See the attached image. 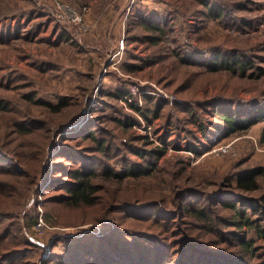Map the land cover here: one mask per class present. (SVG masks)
Listing matches in <instances>:
<instances>
[{
	"label": "rangeland",
	"instance_id": "obj_1",
	"mask_svg": "<svg viewBox=\"0 0 264 264\" xmlns=\"http://www.w3.org/2000/svg\"><path fill=\"white\" fill-rule=\"evenodd\" d=\"M207 1L222 6L226 16L208 17L197 0H0V205L16 214L0 219V234L6 247L31 248L22 264H60L68 253L73 257L76 239L89 233L123 235L110 232L114 224L95 221L106 209L99 214V207L71 209L42 202L45 195L60 192L47 185L60 174L54 162H70L63 155L72 148L63 143L101 156L106 166L96 165L99 179L117 201L154 200L178 210L183 189H194L199 195L187 200L211 206L224 220L220 228L228 231L227 241L204 229L199 237L230 259L244 255L242 240L252 241L247 260L264 264V237L258 228L235 226L236 210L224 205L233 201L237 172L264 166V120L223 136L219 116L264 109V0ZM58 2L87 7L90 29L61 20ZM217 49L246 57L251 67L244 75L210 69L207 64ZM19 124L28 128L19 130ZM90 131L112 145L108 155L95 151V141L81 137ZM232 141L228 152L210 153ZM190 145L196 150H188ZM129 148H164L165 154L140 157ZM156 160L149 176L123 181L104 177V167L122 172L128 165ZM40 168L45 186L28 188V174ZM261 184L264 190V177ZM215 191L222 193L213 202L203 197ZM167 215L160 208L137 207L106 219L143 231L152 218ZM41 216L45 226L39 229ZM152 230L160 238L168 234L159 224Z\"/></svg>",
	"mask_w": 264,
	"mask_h": 264
},
{
	"label": "trees",
	"instance_id": "obj_2",
	"mask_svg": "<svg viewBox=\"0 0 264 264\" xmlns=\"http://www.w3.org/2000/svg\"><path fill=\"white\" fill-rule=\"evenodd\" d=\"M197 1L205 6L208 11V17L224 18L226 16L225 9L222 6H214V4H211L207 0ZM150 28L160 31L163 30L162 26H156L154 24H150ZM153 41L158 43L156 38ZM182 61L188 62L184 58H182ZM207 65L212 70L225 69L232 72L240 71L244 75L247 67H251V62L236 52L217 49V52L210 57L209 64ZM219 116L224 122V126H222L223 136H228L238 131L247 130L259 121L264 120V109H255L254 112H249L248 115L241 111L234 113L220 112ZM120 123L124 127L130 126L129 122ZM19 125V130L24 127L28 128L26 124ZM94 134V131H90L82 134L81 137L83 139L90 138L93 142L95 141V151L102 155H108L112 150V145L105 139L96 138ZM63 145L72 148L73 154H71V150H68L65 152L67 154L63 155L70 162H64L63 160L55 161V169L60 174L56 173L52 180L50 182L48 181L47 185L51 191L60 192L51 196L45 195L42 202L45 205H49L50 203L64 204L71 209L99 207V214L104 213L106 209L107 211L104 216H96L95 221L98 225L114 224L110 232L118 231L120 234L123 233V238H118L117 236L112 238V235L109 236L106 234L104 236H97L94 233L85 234L87 237L81 238L79 241L76 239L73 249L71 248L70 254L73 257L68 253L65 261H59L60 264H253L247 260L248 256L246 255V252H250L251 250L249 247L252 241L246 242L242 240L246 244V246H242L244 255L239 258L231 257L230 259V255L224 250L210 246L211 242L209 240H204L199 237L200 231L204 229L207 233L220 234L222 240L227 241L228 231L220 228L219 224L223 223L224 220L219 218V215L213 214L211 206L201 202L193 204L187 200L188 197L199 195L194 189H183L179 195L178 210L168 208L166 205L159 204L154 200L143 201L141 203L117 201L114 197V192L109 191L108 186L103 184L99 179L101 173L96 170V165L101 164L106 166L101 156L87 154L89 152L86 153L82 149L79 150L75 144L63 143ZM129 149L135 155L140 157L149 155L154 159H159L165 154L164 148ZM187 149L196 150L191 145ZM156 162L157 160L150 161L145 165L138 163L131 166L128 165L122 172L112 167H104V177L106 179L117 178L123 181L127 177L149 176L153 173ZM262 177H264L263 165L246 167L237 172L236 190L232 192L234 196L233 201L224 202V205L227 208L236 210L235 215H238V220L233 222L235 226L241 228L244 224H247L249 227L258 228L259 233L264 237V226L261 225V222H258L264 221ZM37 179L39 180L37 181ZM46 182L45 173L41 168L37 173L30 171L28 180L26 181L28 188L39 185L38 190L42 189ZM255 192L259 194H253ZM221 193L222 191H215L211 194H205L203 197L213 202L215 197ZM140 199L136 198V200ZM110 201L111 203H108ZM137 207L142 211L148 210L149 208H160L165 213H168V215L152 218V221L147 224L146 228L147 231L152 233L146 230L137 231L127 229L120 226L114 219V221L112 219H106V216L110 215V213L118 211L128 213V211L135 210ZM251 215L256 218H252ZM14 217H16V214L13 210L0 205V219H12ZM161 219L165 221L161 222ZM158 224L161 227L163 226L164 231L168 232L165 238H160L153 233L154 231L152 229ZM196 230L198 232H195ZM5 233L8 234V232ZM203 234L206 233L203 232ZM3 235L0 234V264L7 262L11 264H22L20 259L30 253L31 248L29 246H25L24 248L6 247L3 243ZM206 246L209 248L205 249ZM222 258H227L226 260L232 262L236 259V261L234 263L226 262ZM26 261L28 260H24L23 263H26Z\"/></svg>",
	"mask_w": 264,
	"mask_h": 264
},
{
	"label": "built area",
	"instance_id": "obj_3",
	"mask_svg": "<svg viewBox=\"0 0 264 264\" xmlns=\"http://www.w3.org/2000/svg\"><path fill=\"white\" fill-rule=\"evenodd\" d=\"M57 16L64 21L71 22L77 26L80 30L87 31L90 29V24L87 21L88 10L87 7L77 8L76 6L66 3L58 2L57 4ZM233 141L230 143H224L218 147L213 148L211 152L226 153L229 151ZM45 226L43 216L40 217L37 227L39 229Z\"/></svg>",
	"mask_w": 264,
	"mask_h": 264
}]
</instances>
